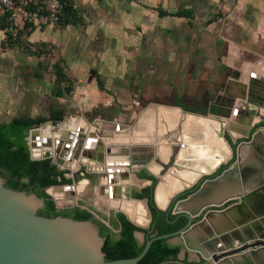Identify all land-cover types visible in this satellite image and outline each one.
<instances>
[{
    "label": "crops",
    "instance_id": "crops-1",
    "mask_svg": "<svg viewBox=\"0 0 264 264\" xmlns=\"http://www.w3.org/2000/svg\"><path fill=\"white\" fill-rule=\"evenodd\" d=\"M72 1L77 6L74 22L20 34L32 49L53 46L52 52L61 58L63 81L56 70L48 75L22 51L7 47L0 13V116L8 121L0 124L62 115L76 117L87 126L93 121L112 127L127 141L123 148L111 144L116 148L107 149L119 150L113 156L122 162L120 166L128 161L125 148L139 155L153 148L155 157L145 168L167 186L160 192L162 206H167L169 191L182 175L190 184L192 177L212 173L217 162L230 157L215 118L224 120L223 128L237 138L246 125L242 122L250 120L246 107L255 105L264 114V0ZM212 105L221 107V113H212ZM83 130L77 133L97 135L94 127L87 133ZM101 144L95 142L92 153ZM156 158L161 165L152 170ZM89 161L79 166L102 176L96 187L86 183L82 196L106 200L109 216L116 184L104 190L110 178L103 161L91 157ZM118 180L119 196L128 187L150 184L136 174ZM122 181L129 184L123 187ZM90 203L101 210L98 203ZM130 209L141 223L150 220L146 208Z\"/></svg>",
    "mask_w": 264,
    "mask_h": 264
},
{
    "label": "water",
    "instance_id": "water-1",
    "mask_svg": "<svg viewBox=\"0 0 264 264\" xmlns=\"http://www.w3.org/2000/svg\"><path fill=\"white\" fill-rule=\"evenodd\" d=\"M222 139L230 147V143L225 138ZM34 140H39V137ZM80 140V133L67 141L57 140V144L63 145L61 158L55 159L51 154L49 158L61 170L73 171L65 167L64 159L68 162L81 160ZM47 143L48 140L43 138L37 145ZM256 145L255 135L250 142L241 143L236 148V161L221 174L200 183L184 199L179 198L199 180L183 186L173 195L169 200L173 201V214L178 218L183 216L188 219L183 229L155 235L146 242L144 240L141 245L145 244V248L140 256L116 261H107V254L103 250L105 238L101 236L99 227L93 220L43 216L40 211L46 203L42 197L35 192L7 186L6 179L0 175V264H140L155 241L165 239L173 244L172 240L175 238L181 239L187 252L199 255L204 264H259L264 259V182L254 184L250 178L252 172L242 160L244 150ZM32 148L33 144L30 147L33 161L46 159L45 155L35 157ZM115 152L107 150L108 154ZM123 156L128 159L125 166H104L109 173L110 182L115 183V176L117 185H120L119 176L124 178L129 174H136L150 161L141 160L139 154L134 151L130 153L127 149ZM157 178L159 183L154 190V202L159 209L166 211L167 206L160 207L157 200L158 189L164 181ZM128 184L124 181L121 183L123 187ZM102 188L105 189V186ZM52 190L73 193L76 185L52 187ZM117 190L118 188L116 192ZM114 198L121 202L135 201L148 209L145 200L126 195H115ZM229 203L231 204L226 207ZM201 217L203 218L198 220ZM100 220L104 221L102 218ZM138 234L140 233H136L137 239ZM166 263L186 264L182 261L161 264Z\"/></svg>",
    "mask_w": 264,
    "mask_h": 264
},
{
    "label": "trees",
    "instance_id": "trees-1",
    "mask_svg": "<svg viewBox=\"0 0 264 264\" xmlns=\"http://www.w3.org/2000/svg\"><path fill=\"white\" fill-rule=\"evenodd\" d=\"M76 18L77 11L67 8L62 21L72 23ZM1 25L5 29V17L3 15L1 16ZM56 67L58 80L63 81L66 78L64 70L60 64H57ZM63 119L62 115H59V117L52 116L51 119L17 118L8 124H0V175L6 179L7 186L35 192L42 197L46 205L40 211V214L46 217H68V211L62 213L57 209L55 200L46 191L49 188L59 187L72 181L65 177L68 172L60 170L53 163L52 158L33 161L27 137L33 127L49 121L61 122ZM150 197L151 210L154 216H158L160 220L158 219L159 223L154 227V233L146 237V241L155 235L174 233L186 226L188 222L186 217L175 221L176 215L172 213L167 215L166 211L159 210L156 207L153 191L150 193ZM135 198H142V196L137 194ZM75 212V220L89 221L94 218L90 212L81 208H77ZM119 220L122 224L119 238L114 237L111 234V230L104 224L100 231L101 236L105 238L103 250L107 254V261L136 258L142 254L145 248V244L140 245L136 233H146L147 230L136 226L123 214H120ZM181 250L182 246L172 245L168 240L155 241L140 264H161L168 261H176Z\"/></svg>",
    "mask_w": 264,
    "mask_h": 264
},
{
    "label": "rangeland",
    "instance_id": "rangeland-1",
    "mask_svg": "<svg viewBox=\"0 0 264 264\" xmlns=\"http://www.w3.org/2000/svg\"><path fill=\"white\" fill-rule=\"evenodd\" d=\"M6 44L8 45L7 47L16 48V50L22 51L23 52L22 54L27 56L29 59H33L36 62H38V64L40 65L41 70L43 72L48 73V75L53 70L55 71L57 64H60V62H61L60 61V59H61L60 56H57L54 52H52L53 51V48H52L53 46L51 47L49 45L48 46L47 45H42V46H40L37 49H34V48L32 49L30 47V45L26 41H24V39L22 38V35H20L18 38H12L11 37L9 40H7ZM12 86L16 90V87H17L16 82L13 83ZM14 98L15 97L13 96V103H14V101L16 102V99H14ZM251 107L253 109V112L260 113V114L264 115L257 106L252 105ZM250 118H251L250 116L247 117V119H250ZM260 119H261V117H259L257 115H254L253 118H252L253 124H255ZM215 120L217 121L218 124L221 125L220 128H219L220 131H218V133L222 134V130H223V126L222 125H225V122H224V120H221L220 118H215ZM70 121H75L76 124L83 125L84 126V130L83 131L86 132V133L88 131L90 132L92 127L96 128V130H94V131L97 134L98 138H100V142H102L103 146H108V145H111V144H117V145L120 146V147L118 146L119 148H123V147H125L124 144L127 143V141H124L125 139L122 137V133L115 132L112 127H106V126H104L102 124H99V123H96V122H93V121H90L88 123V126H87V125L83 124L76 117H74V118L68 117V118L62 120L61 122L50 121V122H46L44 124L47 125L49 123H52V125H55L54 126V131L56 133H58L60 131V129L62 128L61 126L62 125L63 126L67 125ZM262 121H263L262 123L264 124V116H263V120ZM6 122H8L7 119H4L3 116H0V123H6ZM248 122L249 121L247 120V121H243L242 123L248 124ZM45 125H43V126H45ZM96 125L97 126L99 125L98 129H97ZM43 126L42 125L35 126V127H33L30 130V132L28 134V137H27V142H28L29 147H32V144H33V141H34V138H33L34 132H36L37 130L41 129ZM260 130H264V126L260 127ZM40 132H42V130ZM67 132L68 131H66L65 133H67ZM239 138H236L234 140H238ZM154 139H156V138L154 137V138L150 139L149 142L153 143ZM167 142L171 143V142H173V140L172 141L169 140ZM140 146H143V144L142 145L140 144ZM151 150H153V149H151ZM174 150H176V149L174 148ZM180 150H181V148H179V152H180ZM230 153H231L230 157L226 160L225 164H227L230 160H232V163H234L236 161V157L233 155L232 150H230ZM177 154H178V149H177V151H175V154L172 157V162L171 163L175 162ZM44 157L45 158H49L50 157V153H46ZM92 163H93L92 165L94 166V168L98 167V166H95L94 162H92ZM159 165H161V163L157 159L151 164L150 167L152 168V170H154V168L159 166ZM82 167H83L82 165H81V167L79 166L77 171L75 170L76 172H69V171L65 170V171L68 172L67 175H66L67 179L71 180L72 182L63 184L62 186L76 185L77 188H78V187L81 186L82 183H89L90 182L92 188L96 187V184H97L96 177L93 176L92 174L87 173L86 171L81 170ZM169 167H171V166H169ZM189 167L191 169V166H189ZM198 178H200V177H198ZM59 187H61V186H59ZM46 192L55 200V202L56 201L58 202V203L56 202V205H57V208L59 210H65L66 208H68V206L74 205V204H76L78 202V201L74 202V201L70 200L68 195L66 197L63 195V197H62V199L60 201L56 200L58 197H55L56 195L53 193L52 188L47 189ZM75 195L77 197L76 193L74 194V197H75ZM78 196H79V198H77V200H79L82 203L81 205L83 207H86V205H87L86 202H88V199H86L85 196H82V194L78 195ZM92 200H93L92 203H98V205H100V209L106 215V213L109 211V208H108L109 205L106 204V200L99 199V198L97 200H95V199H92ZM112 212H114V211H112ZM113 217H114V215L112 214V218ZM106 222L110 223L109 221H106ZM139 233L140 234H138V236H139L138 241H139L140 244H142L143 241H144V235H143L142 232H139ZM117 236H118V234H117ZM172 242H174L173 245H181V243H182L181 239H179V238L173 239ZM179 258H180V261H182V262H185L186 260H188L190 263H199L200 262L196 253L189 252V251L187 252L183 248V246H182V250H181V252L179 254Z\"/></svg>",
    "mask_w": 264,
    "mask_h": 264
},
{
    "label": "bare ground",
    "instance_id": "bare-ground-1",
    "mask_svg": "<svg viewBox=\"0 0 264 264\" xmlns=\"http://www.w3.org/2000/svg\"><path fill=\"white\" fill-rule=\"evenodd\" d=\"M79 128H81L83 130L84 127L83 126L79 127L75 121H70L67 125L62 126V128L60 129V131L58 133H56L54 131V126L52 125V123H49V124L43 126L41 129L34 132V138L38 136L39 140L33 141V148H32L33 155L35 157H41V156H44L46 153H50L53 156V158H55V159L61 158L60 156H61V153L63 150V145L57 144V140H63V141L69 140L70 137L73 136V134H71V135L67 134L66 135L65 132L69 131V132H74V134H76L78 132ZM41 130H42V132H40ZM94 137L95 136L88 137L87 135H80V139H81L80 141L82 143L81 148L83 150V155H81V160L78 161L76 164H74V166L78 167L82 163H86V162L89 163L90 157L92 159L93 158H97V159L99 158V160H102V161L104 159V166H105V164H107V168L109 166H111V167L116 166L117 167V166L122 165V162L118 159V157L113 156V155L117 156L119 150H114V151H117L114 154L113 153L107 154L106 151L108 148H114L111 145L103 146L101 144L100 149H98L97 152L92 153V148L94 147L95 142H96ZM189 137L194 141H197L199 139L198 136H189ZM43 138H46L48 140V143L47 144H41L40 146H38L37 145L38 142H42ZM256 140H257V145L255 147H252L251 149L244 150V152L242 153V160H243L244 165L247 166L250 169V171L252 172V173H250L251 174L250 178H251L252 182L254 184L259 185L262 182H264V131H261L260 133L256 134ZM84 143H85V147H84ZM82 150H81V152H82ZM64 160H65V167H68V168L74 167L72 163L69 164V162L67 161L66 158ZM85 160H86V162H85ZM126 162L127 161H125V163ZM125 163H123V164H125ZM216 166H217V164H215V167ZM72 170H73V172H76L74 169H72ZM184 175H182L183 179H181V181L178 180V182H179L178 185L174 184L175 187H173L169 191V195L167 196L166 205L168 203L169 197H171L176 192L181 190V188L183 186L189 185V183L184 181L187 178V176L185 177ZM197 177H199V176L192 177L189 180L190 184L193 183L197 179ZM170 179L173 180V178L171 176H170ZM110 183L111 182L109 180L108 184L105 187V190L109 188ZM111 184H116V182L111 183ZM166 187L167 186L164 184V185H161L158 189L157 200L159 197V201H158L159 206L164 204V201L162 200V198L160 196V192H162L163 189H166ZM116 189H117V184H116V186L112 187L113 198L116 195ZM76 190H78V192L80 191V193L84 192V188L82 186L78 187V189L76 186ZM53 193L56 195V197H58L57 198L58 201H60L62 199V197H63V195H65V193H67L69 195L71 194V193H68L66 191L58 192V190L53 191ZM109 202H110V206L113 207L112 209L118 210V211L120 210L121 213H124L129 220H131L132 222H134L138 226L148 227L150 222L148 221L144 224L141 223V220L139 218L133 216V211L130 209L131 206H134V205L142 206L145 208V206H143L141 203H136L135 201H130V202L129 201H124V202L119 201V202H116V201H112V200H110ZM161 207H166V206H161ZM259 264H264V259L260 260Z\"/></svg>",
    "mask_w": 264,
    "mask_h": 264
},
{
    "label": "flooded vegetation",
    "instance_id": "flooded-vegetation-1",
    "mask_svg": "<svg viewBox=\"0 0 264 264\" xmlns=\"http://www.w3.org/2000/svg\"><path fill=\"white\" fill-rule=\"evenodd\" d=\"M218 105H212L211 107H210V109H211V111H212V113H215V115H217V114H219V113H221V110H220V108L221 107H217ZM247 109H245V113L247 114V116L249 117H251L250 118V120H249V122H248V124H246L245 126H244V128H241L240 129V133H241V135L240 136H238L237 138H239L238 140H234V139H236V138H234L233 136H232V134L230 133V131H229V128H227V127H225V128H223V130H222V134H221V136L223 137V138H225L229 143H230V147L226 144V142H225V144L228 146V149H229V151L230 150H232V152L234 151V153H233V155L236 157V148L241 144V143H244V142H250L251 140H252V138L256 135V134H258V133H260L261 131H264V130H260V127H263L264 126V124L262 123L263 121V116L264 115H262V114H260V113H256V112H253V109L252 108H250V107H246ZM254 115H257V116H259V117H261V119L260 120H258L255 124H253V121H252V118H253V116ZM190 140H192L190 137H188ZM94 139H95V141L97 142V144L100 142V139L98 138V136L97 135H95V137H94ZM114 148H116V146H113ZM126 149V148H125ZM151 149H153V148H151ZM234 149V150H233ZM127 150H128V148H127ZM122 153V152H121ZM125 153V152H124ZM150 153V154H149ZM154 157H155V154L153 153V150H151L150 151V149L147 151V152H142V154H140V158H141V160L142 159H146V160H153L154 159ZM158 158H156L155 160H157ZM159 160V159H158ZM85 162H86V160H85ZM172 162V161H171ZM170 162V164L171 165H173L174 164V162L173 163H171ZM226 163V161L225 162H217L216 164H217V168H216V170L215 171H213L212 173H209V174H206V175H204V176H202V178L200 177V178H198V180L199 181H197V183H196V185H194L191 189H189V190H187L186 192H185V194L183 195V196H181L179 199H184V198H186V197H188L191 193H193L198 187H199V184L200 183H203L205 180H207V179H212V178H214V177H216V176H218L219 174H221L227 167H229V166H231V164H233L232 163V160H230L227 164H225ZM79 164V163H78ZM72 169H74V168H77V167H71ZM60 169V168H59ZM61 170V169H60ZM81 170H83V171H86L87 173H89V174H93V176H95L96 177V179H98V177H101L102 175L100 174V175H98V174H94V173H92L91 172V170L90 171H88L87 170V168L86 167H82L81 168ZM65 171V170H64ZM67 171H69V170H67ZM69 172H73V171H69ZM149 170L148 169H146V168H144V169H142L140 172H137L136 173V175H137V177L140 179V180H147V181H149L150 182V184L149 185H147V186H144V187H138V186H132V187H128V189H127V191H126V196H128V197H133V198H135V195H140V196H142V198H137V199H140V200H145L146 201V206L148 207V213H149V216H150V220H149V225H148V227H145V228H143L144 230H147V232L146 233H143V235H144V240L146 241V237H148V236H150V235H152L153 233H154V227L159 223V220H160V218L157 216V217H155L154 216V214H153V212H152V210H151V197H150V193L153 191V198H154V190H155V187H156V185L159 183V179L158 178H156V177H154L153 175H151V174H149ZM67 175V174H66ZM65 175V177L67 178V176ZM99 180H101V178L99 179ZM107 185V184H106ZM106 185H104L105 187H106ZM81 186L84 188V191H85V187H86V183H82L81 184ZM105 190V189H104ZM120 193L121 192V190L118 188V190H117V192L116 193ZM79 194H83L84 192H81L80 193V191L78 192ZM74 194H75V192H73V193H71L70 195L69 194H65L64 196H69V199L70 200H72V201H78L76 204H74V205H70V206H68V208H66L65 210H60L62 213L64 212V211H68L67 212V215H68V217H70V218H74V216H75V211H76V209L77 208H81V209H83V210H86V211H88V212H90L92 215H93V221L98 225V227H99V230L101 231L102 230V225L104 224V225H106L110 230H111V234L114 236V237H116V238H119V235H120V233H121V231H122V224H121V222H120V220H119V216H120V214H123V215H125L124 213H121V212H119V211H115V210H113L114 212H112L111 211V213H110V215L109 216H107V215H105L101 210H99L98 208H96L95 206H92L91 205V203L90 202H93V200H92V197H90L91 198V200H89L88 199V202H86V207H83L81 204V202L79 201V200H77V197H76V195H75V197H74ZM112 195V194H111ZM117 196L119 195V194H116ZM88 196H90V195H88ZM87 199V198H86ZM161 204V203H160ZM231 203H229V204H227L226 205V207L227 206H229ZM57 206V205H56ZM85 206V205H84ZM162 206V205H161ZM160 206V207H161ZM165 206V205H164ZM157 207V206H156ZM112 208V207H111ZM158 208V207H157ZM172 208V209H171ZM58 209V208H57ZM116 209V208H115ZM159 209V208H158ZM173 209H174V207H173V201H170V202H168V205H167V210H166V212H167V215H169L170 213H172L173 214ZM159 210H161V209H159ZM163 211V210H162ZM170 211V212H169ZM112 214L114 215V217L112 218ZM174 215V214H173ZM126 216V215H125ZM177 216V215H176ZM183 217V216H182ZM182 217H179L178 218V216H177V218H176V220L175 221H178L180 218H182ZM100 218H102L104 221H102V220H100ZM203 217H201V218H199L198 220H201ZM159 219V220H158ZM106 221H109L110 223H108V222H106ZM188 223V222H187ZM144 224V223H143ZM187 225V224H186ZM183 229V228H182ZM118 234V236H117V234ZM141 245V244H140ZM173 245V244H172ZM180 246H183V244L181 243V245ZM199 256V255H198ZM199 258H200V262L199 263H196V264H204V260L199 256ZM177 261H180V258L178 257V260H176V261H174V262H177ZM184 263H186V264H192V263H190L188 260H186ZM174 264H176V263H174Z\"/></svg>",
    "mask_w": 264,
    "mask_h": 264
},
{
    "label": "built area",
    "instance_id": "built-area-1",
    "mask_svg": "<svg viewBox=\"0 0 264 264\" xmlns=\"http://www.w3.org/2000/svg\"><path fill=\"white\" fill-rule=\"evenodd\" d=\"M67 8L77 10L72 0H0L5 17L6 40L35 28H54L62 23Z\"/></svg>",
    "mask_w": 264,
    "mask_h": 264
}]
</instances>
